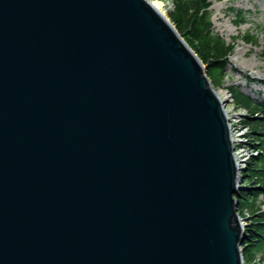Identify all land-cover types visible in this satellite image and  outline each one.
<instances>
[{"label":"water","instance_id":"water-1","mask_svg":"<svg viewBox=\"0 0 264 264\" xmlns=\"http://www.w3.org/2000/svg\"><path fill=\"white\" fill-rule=\"evenodd\" d=\"M240 181L150 0H0V264H244Z\"/></svg>","mask_w":264,"mask_h":264},{"label":"trees","instance_id":"trees-1","mask_svg":"<svg viewBox=\"0 0 264 264\" xmlns=\"http://www.w3.org/2000/svg\"><path fill=\"white\" fill-rule=\"evenodd\" d=\"M174 8L168 17L182 34L188 45L196 52L197 56L207 66V75L213 85L220 86L229 77L226 72L228 59L233 43L218 34L212 24V11L210 0H172ZM236 14L235 23L240 25L245 22V12L229 8ZM235 40V39H233ZM257 37L246 33L244 42L255 43ZM233 98L240 105H244L250 113H262L258 116L254 134L258 137L259 147L263 153L254 156L242 173V182L236 194L238 198L237 211L241 218H246L243 234L242 254L245 264L264 263V210L261 208L260 197L264 195V99H252L241 91L238 86L227 87ZM252 116L245 122L253 123ZM245 211L247 212L245 214ZM242 214V215H241Z\"/></svg>","mask_w":264,"mask_h":264},{"label":"rangeland","instance_id":"rangeland-1","mask_svg":"<svg viewBox=\"0 0 264 264\" xmlns=\"http://www.w3.org/2000/svg\"><path fill=\"white\" fill-rule=\"evenodd\" d=\"M150 1L162 2V10L167 17L168 13L173 10V3L171 0ZM210 3L214 30L220 34L226 42L233 43L226 68L229 77L223 85L216 87L213 85V87L219 96L228 102L226 105L228 115L242 114L246 112V110L249 112V116L253 117V123H249V129H252V134H254L255 127L263 129L261 123L260 125L254 123L257 122L258 116H262V113L257 114V112H255L252 114L243 105L245 110L242 105L235 101L227 87L235 85L252 99H264V0H210ZM230 7L245 12L246 16L244 23L240 25L234 24L236 14L229 11ZM246 33L257 37V42L254 44L243 42V37ZM241 119H244V117ZM241 132V137L244 138V131L242 130ZM249 135V132L246 133L247 137ZM260 199L264 202V196Z\"/></svg>","mask_w":264,"mask_h":264},{"label":"built area","instance_id":"built-area-1","mask_svg":"<svg viewBox=\"0 0 264 264\" xmlns=\"http://www.w3.org/2000/svg\"><path fill=\"white\" fill-rule=\"evenodd\" d=\"M241 114L230 115V136L231 140L234 144V156L239 167H244L246 162L249 160L252 154L258 153L257 151H253L249 146V138L246 136L248 132V127L243 125L240 122ZM244 131L242 138V132ZM242 138V139H241ZM244 139V140H243Z\"/></svg>","mask_w":264,"mask_h":264},{"label":"bare ground","instance_id":"bare-ground-1","mask_svg":"<svg viewBox=\"0 0 264 264\" xmlns=\"http://www.w3.org/2000/svg\"><path fill=\"white\" fill-rule=\"evenodd\" d=\"M163 15L166 16V14L163 12V3L162 2H159V1H155V2H151ZM233 22V21H232ZM245 51V50H244ZM238 56V55H237ZM221 97V96H220ZM222 98V97H221ZM231 112V111H230ZM244 137V136H243ZM242 215V214H241Z\"/></svg>","mask_w":264,"mask_h":264}]
</instances>
